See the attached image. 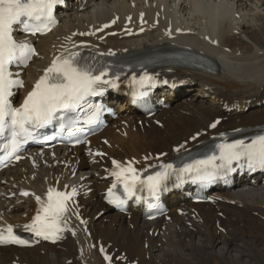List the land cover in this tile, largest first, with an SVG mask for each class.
Wrapping results in <instances>:
<instances>
[{
	"label": "bare ground",
	"instance_id": "1",
	"mask_svg": "<svg viewBox=\"0 0 264 264\" xmlns=\"http://www.w3.org/2000/svg\"><path fill=\"white\" fill-rule=\"evenodd\" d=\"M66 3L58 12L56 28L42 37L26 38L35 43L38 57L21 71V93L30 89L54 59L84 50L132 53L170 44L208 57L216 70L163 66L159 71H170L192 83L178 94L166 95L168 108L144 118L122 102L119 112L123 117L111 120L88 145L74 152L36 150L15 168L5 170L0 177V226L24 229L37 204L35 197H42L51 186L75 188L76 195L69 202L61 242L0 247V264H106L98 252L101 245L112 255L113 264H264V185L241 179L230 191L215 189L213 203L198 205L184 202L177 206L180 201L175 196L168 221H146L132 209L129 217L124 216L112 211L100 196L108 185L113 158H137L139 167H148L174 155L176 147L195 148L211 135L264 123V105L257 103L264 97V0ZM141 14L145 32L122 37L124 23L130 19L131 25L136 24ZM155 20L158 24L154 26ZM111 21L114 27L93 34ZM112 29L118 31L116 35L101 38ZM233 105L249 108L223 111ZM218 117L221 122L209 130ZM202 130L207 133L192 139ZM94 149L107 155L93 156ZM159 153L165 156L156 160ZM143 157L148 160L143 162ZM21 189L30 190L31 195H18Z\"/></svg>",
	"mask_w": 264,
	"mask_h": 264
},
{
	"label": "snow or ice",
	"instance_id": "2",
	"mask_svg": "<svg viewBox=\"0 0 264 264\" xmlns=\"http://www.w3.org/2000/svg\"><path fill=\"white\" fill-rule=\"evenodd\" d=\"M59 2L60 0H0V136L7 134L10 137L3 146L7 157L17 153L21 145L28 139L35 138L34 129L45 127L54 120H59L61 131L77 124L79 122L77 110H83L87 103L86 98L98 95L102 91L100 85L108 83L102 79L107 75L106 70L94 74V68L80 65L76 59L78 54L72 53L67 57L54 59L51 65L45 69L44 75L28 92L22 104L19 107H13L10 100L13 95L12 89L17 86L22 87L23 81L13 78V73L9 68L15 63L26 64L35 55V49L29 44L16 40L13 34L14 26L23 24V30L33 34L47 30L49 24L55 23L53 9ZM29 21H38L39 24L31 25ZM104 27H108V25ZM111 54L113 53H109V55ZM151 80L152 77L146 75L140 78L139 83L144 84ZM88 108L84 123L92 125L97 122L101 107L88 105ZM69 113H77V116L67 115ZM218 123L219 120L212 123L210 127L215 128ZM82 130V128H76V131ZM45 139L51 140L53 137L49 136ZM218 147L221 150L218 157L213 155L204 160H197L180 169L179 173H195L201 179H209L213 175L208 171L209 168H230L233 161L240 160H244L250 169L264 168V134L255 136L248 143H245L244 140H237ZM96 155L103 154L98 152ZM216 160L221 163L217 164ZM134 163L135 161H129L126 164L117 160L112 161L114 170L111 175L123 185L124 191L129 197L136 194L138 186L146 187L155 196L173 170L171 164H162L161 171L141 178L139 171L133 166ZM179 173H177L178 176ZM112 187L115 188L116 184H113ZM22 194L29 195L27 192ZM75 195V188L71 192L49 188L46 199L36 196L39 208L32 222L24 225L25 230L44 240L55 242L61 239L60 233L67 228L68 202ZM111 196L112 189H109V197ZM108 202L116 204L118 207L124 203L123 200L112 198H109ZM154 206L149 204L150 208ZM73 235H75L74 232ZM0 244L27 245L28 241L16 235L13 226L9 224L5 228H0ZM105 260L111 264L112 257L105 255Z\"/></svg>",
	"mask_w": 264,
	"mask_h": 264
},
{
	"label": "rangeland",
	"instance_id": "3",
	"mask_svg": "<svg viewBox=\"0 0 264 264\" xmlns=\"http://www.w3.org/2000/svg\"><path fill=\"white\" fill-rule=\"evenodd\" d=\"M183 97H185V96H183ZM138 122V121H137Z\"/></svg>",
	"mask_w": 264,
	"mask_h": 264
}]
</instances>
